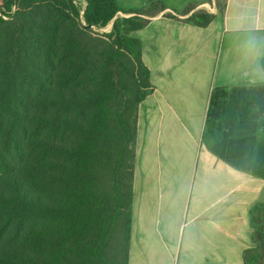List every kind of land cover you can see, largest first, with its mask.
Here are the masks:
<instances>
[{"label": "trees", "instance_id": "obj_1", "mask_svg": "<svg viewBox=\"0 0 264 264\" xmlns=\"http://www.w3.org/2000/svg\"><path fill=\"white\" fill-rule=\"evenodd\" d=\"M83 1L0 0V264H129L138 115L152 93L134 34L148 20ZM232 106L224 123L211 113L204 143L264 179V85Z\"/></svg>", "mask_w": 264, "mask_h": 264}, {"label": "crops", "instance_id": "obj_2", "mask_svg": "<svg viewBox=\"0 0 264 264\" xmlns=\"http://www.w3.org/2000/svg\"><path fill=\"white\" fill-rule=\"evenodd\" d=\"M158 1L167 9L134 34L152 93L138 115L129 264H264V179L204 143L211 113L224 123L264 85V0L117 3L135 14ZM200 12L214 16L207 27L187 21Z\"/></svg>", "mask_w": 264, "mask_h": 264}, {"label": "rangeland", "instance_id": "obj_3", "mask_svg": "<svg viewBox=\"0 0 264 264\" xmlns=\"http://www.w3.org/2000/svg\"><path fill=\"white\" fill-rule=\"evenodd\" d=\"M79 2H80V4H81L83 7L86 6V3H85L83 0H79ZM157 4L160 5L161 3H160L159 1H158V2H155V5H157ZM157 7H158V5H157ZM157 7H156V6H153V3H152L151 5L148 6L147 9H142V10L139 9V10H136V11L141 12V11L144 10V12H141L142 15H141L140 17L143 18V19H145L143 14H145V15H149V14L153 15V14H155V11H156V8H157ZM153 10H154V11H153ZM131 16H136V13H135V14H124V13L120 12V13L116 16L115 20H116V19L121 20V19H123V18H128V17H131ZM145 20H146V19H145ZM113 24H114V21L111 22L107 27H105V28H100V29L97 28V29H95V31H96L97 33H99V34L109 33V32H111V30H112Z\"/></svg>", "mask_w": 264, "mask_h": 264}, {"label": "water", "instance_id": "obj_4", "mask_svg": "<svg viewBox=\"0 0 264 264\" xmlns=\"http://www.w3.org/2000/svg\"><path fill=\"white\" fill-rule=\"evenodd\" d=\"M96 29V28H95Z\"/></svg>", "mask_w": 264, "mask_h": 264}]
</instances>
